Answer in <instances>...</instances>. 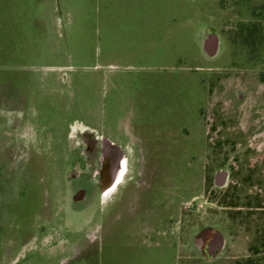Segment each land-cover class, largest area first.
<instances>
[{"label": "rangeland", "instance_id": "374dc122", "mask_svg": "<svg viewBox=\"0 0 264 264\" xmlns=\"http://www.w3.org/2000/svg\"><path fill=\"white\" fill-rule=\"evenodd\" d=\"M254 27L262 43L244 38ZM263 82L264 0H0V264H264V178L253 177L264 109L260 134L248 113L236 122ZM134 89L177 130L158 137L159 163L143 170L153 206L132 225L119 213H66L57 138L99 127L123 149L108 107ZM227 170L225 210L214 178ZM207 224L226 239L215 260L191 243Z\"/></svg>", "mask_w": 264, "mask_h": 264}, {"label": "flooded vegetation", "instance_id": "af4514ba", "mask_svg": "<svg viewBox=\"0 0 264 264\" xmlns=\"http://www.w3.org/2000/svg\"><path fill=\"white\" fill-rule=\"evenodd\" d=\"M31 85L34 86V83ZM261 93L262 96L257 98L252 108L247 107L244 109L246 111H239L236 114V122L245 120L248 132L253 135L260 134L261 113L264 109V99H262L264 98V87ZM243 100V96H241L239 101L242 102ZM35 101L36 99L33 100V103ZM207 104L203 111H199V117L204 113ZM148 105L149 103L144 99L142 93L139 94L137 89L130 90L129 94L126 92L123 106H121L120 101L117 103L115 97L111 100L108 107V127L113 129L115 137L123 140V149L114 143L115 140L112 141L107 138L104 131L99 127L79 129L70 126L66 134H60L56 140L57 145L54 144V146H58L57 150L60 151V154H57L58 157L54 158L52 163L61 168V175L59 180L56 179V183L58 192L66 200V213L86 216L93 212H99L103 215L107 211L108 215L114 217L119 213V215L123 214L122 216L126 217V222L132 225L135 220L134 217L142 216L148 207L153 206L154 196L148 194V191L156 192V186H154V181L145 183V176L148 171L146 174L143 172L144 168H148L150 164L159 163L158 160L153 162V159H159L161 154L154 152L153 149L156 145L152 138L177 130L174 129L173 125L160 120L162 119L161 114L155 113V110L152 112V108ZM47 108L45 104L44 109L47 110ZM237 109L239 110V107ZM147 111L151 113V118L156 122L145 118ZM246 113L248 116L244 117ZM155 115L159 120L156 119ZM201 128H204L203 123H201ZM110 144L116 146L119 152ZM256 150L259 153L254 157L255 175L253 177L258 182L259 179L264 178L261 176L264 154H260L264 152V147ZM58 152L56 151V153ZM225 173L226 178L224 180L223 177L216 175L214 183L221 189L222 204L227 210L234 208L229 203L230 199L234 197V192L232 189L233 175L228 170ZM142 185H146L147 188H143ZM192 201H195V198ZM147 212L144 216L148 215ZM84 219H82V225L74 231L78 236L84 234L83 230L86 224ZM226 220L227 218L224 217L222 221L226 222ZM70 232L72 235L74 234L72 231ZM218 237L224 239L222 243L217 240ZM191 243L201 257L207 260L217 259L226 248L224 235L210 224L200 226L191 237Z\"/></svg>", "mask_w": 264, "mask_h": 264}, {"label": "water", "instance_id": "95a60500", "mask_svg": "<svg viewBox=\"0 0 264 264\" xmlns=\"http://www.w3.org/2000/svg\"><path fill=\"white\" fill-rule=\"evenodd\" d=\"M203 49H204V51L208 57H211V58L215 57L218 54V50H219V39H218V37L215 34H210L207 38V41L204 42V44H203ZM111 146H112V148L117 150V152H119L118 148L116 146H114L112 144H111ZM218 176L223 177V180H224V178H226V173L225 172H219ZM217 240L222 243L224 239L222 237H218Z\"/></svg>", "mask_w": 264, "mask_h": 264}, {"label": "trees", "instance_id": "16d2710c", "mask_svg": "<svg viewBox=\"0 0 264 264\" xmlns=\"http://www.w3.org/2000/svg\"><path fill=\"white\" fill-rule=\"evenodd\" d=\"M27 28H29V22H26ZM31 26V23H30ZM257 35V40L259 41V43H262V32L259 31L258 29H256V27L254 28H248L247 32H246V36L244 37L247 41L251 42L252 40H254V37H256ZM245 264H256L255 262L249 260L248 262H245Z\"/></svg>", "mask_w": 264, "mask_h": 264}, {"label": "crops", "instance_id": "0c3cea01", "mask_svg": "<svg viewBox=\"0 0 264 264\" xmlns=\"http://www.w3.org/2000/svg\"><path fill=\"white\" fill-rule=\"evenodd\" d=\"M204 90H205V88H204ZM180 129V128H179ZM166 134H168V132H166V133H164V134H162V135H160V136H154V138H153V140H154V144L156 145V147H154V152H159L160 151V146H161V144H163L161 141H158V137L160 138L161 136H163L164 137V135H166ZM150 139V138H149ZM160 142V143H159ZM153 144V143H152ZM157 196V194L154 196V197H156ZM156 212L153 214V218H155L154 220L155 221H157V219L158 218H156ZM158 215V214H157ZM160 217H161V214L159 215ZM160 217H159V219H160ZM155 230V232H156V230H159L158 228H154ZM170 258V257H169ZM171 261V260H170Z\"/></svg>", "mask_w": 264, "mask_h": 264}, {"label": "bare ground", "instance_id": "6f19581e", "mask_svg": "<svg viewBox=\"0 0 264 264\" xmlns=\"http://www.w3.org/2000/svg\"><path fill=\"white\" fill-rule=\"evenodd\" d=\"M78 131V130H77ZM75 134V133H74ZM111 145V144H110ZM124 167V166H123ZM219 185V184H218Z\"/></svg>", "mask_w": 264, "mask_h": 264}]
</instances>
